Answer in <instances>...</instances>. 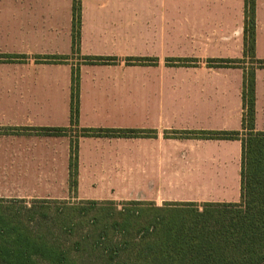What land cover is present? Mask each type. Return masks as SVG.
<instances>
[{
	"label": "crops",
	"instance_id": "obj_1",
	"mask_svg": "<svg viewBox=\"0 0 264 264\" xmlns=\"http://www.w3.org/2000/svg\"><path fill=\"white\" fill-rule=\"evenodd\" d=\"M254 1V56L264 61V0ZM244 2L79 0L73 54V0H0V54L23 56L0 61V198L238 203ZM89 55L116 61L85 63ZM135 56L153 60L126 62ZM209 60L241 62L215 67ZM76 68L78 120L71 126ZM82 129L148 133L92 136ZM231 131L239 138L190 134ZM254 131H264L262 67L255 68Z\"/></svg>",
	"mask_w": 264,
	"mask_h": 264
},
{
	"label": "trees",
	"instance_id": "obj_2",
	"mask_svg": "<svg viewBox=\"0 0 264 264\" xmlns=\"http://www.w3.org/2000/svg\"><path fill=\"white\" fill-rule=\"evenodd\" d=\"M254 8V0H245L243 58L256 66L243 69L240 201L204 202L199 209L193 202H168L157 206L144 201L80 200V203L68 202L59 207L52 206L58 203L56 200H32L31 205L23 204L26 214L19 215L16 211L3 215V199H0V264H264V131H254L255 68H264V61L254 56ZM79 28L80 4L79 0H73L72 50L78 45ZM3 57L6 60L23 58ZM83 60L103 64L115 62L116 58L85 56ZM152 60L131 57L126 62L143 64ZM183 61L186 60H176ZM208 62H213L215 67H230L241 61ZM78 79L76 68L71 74V126L77 125L78 120ZM38 130L50 134L66 131ZM147 133L142 130H81V135L92 136ZM190 134L199 138L237 139L240 132ZM77 148L76 137L70 142L71 190L76 187Z\"/></svg>",
	"mask_w": 264,
	"mask_h": 264
},
{
	"label": "rangeland",
	"instance_id": "obj_3",
	"mask_svg": "<svg viewBox=\"0 0 264 264\" xmlns=\"http://www.w3.org/2000/svg\"><path fill=\"white\" fill-rule=\"evenodd\" d=\"M74 52L75 53H78L79 52V49H74L73 50V54H74ZM3 56H5V55H3V54H0V61L1 62H3V60L5 59ZM90 56V55H89ZM74 57V56H73ZM136 57V56H135ZM74 58H76L77 60H79L80 59V57L79 56H76V57H74ZM6 60V59H5ZM175 60V61H174ZM176 60L177 59H168V61H169V63H173V62H176ZM249 59L248 58H245V60H243L242 62H246V67H247V69H249L250 67H255L256 66V64L255 63H253V62H251V63H249ZM0 199H3V198H0ZM23 201H25V203H23ZM56 201H58V203L56 204V205H52V206H61V205H63L64 203H80L81 201L80 200H71V199H69V200H56ZM115 203H121V201H114ZM185 202H193V203H195V205L196 206H198V208L199 209H202L203 208V203L204 202H201V201H196V202H194L192 199H187L186 201H175V202H172V201H169V203H176V204H181V203H185ZM31 203H32V200H22V202L20 201V200H16V199H3V215H9V214H11V213H13V212H16V211H18V213L17 214H26V212L24 211L25 209H23L22 207H23V204L25 205H31ZM165 203H168V202H165ZM164 204V203H163ZM162 204V205H163ZM39 205V204H38ZM161 205V206H162ZM37 206V205H36ZM176 206H178V207H181V206H183V205H176ZM190 207V206H189ZM19 214V215H20Z\"/></svg>",
	"mask_w": 264,
	"mask_h": 264
}]
</instances>
